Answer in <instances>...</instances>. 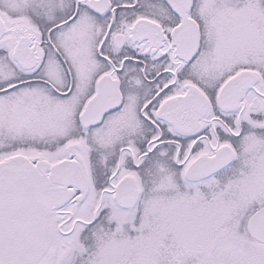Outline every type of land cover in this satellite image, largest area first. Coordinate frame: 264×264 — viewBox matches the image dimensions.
<instances>
[{"label":"snow or ice","instance_id":"1","mask_svg":"<svg viewBox=\"0 0 264 264\" xmlns=\"http://www.w3.org/2000/svg\"><path fill=\"white\" fill-rule=\"evenodd\" d=\"M0 264H264V0H0Z\"/></svg>","mask_w":264,"mask_h":264}]
</instances>
